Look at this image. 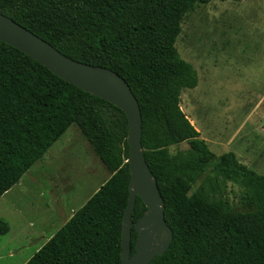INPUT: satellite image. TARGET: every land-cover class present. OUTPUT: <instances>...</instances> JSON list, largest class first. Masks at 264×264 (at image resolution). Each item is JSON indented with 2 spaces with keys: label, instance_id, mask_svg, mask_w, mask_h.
<instances>
[{
  "label": "trees",
  "instance_id": "1",
  "mask_svg": "<svg viewBox=\"0 0 264 264\" xmlns=\"http://www.w3.org/2000/svg\"><path fill=\"white\" fill-rule=\"evenodd\" d=\"M212 1L0 0V14L63 55L111 70L131 89L143 154L173 234L151 264H264V176L231 152L213 154L180 107L182 91L194 89L198 77L175 42L184 16ZM72 125L110 177L26 264H121L130 178L125 114L0 42V198ZM183 143L187 150L169 153ZM228 183L243 188L252 211L234 210L222 196ZM145 210L137 197L133 222ZM8 232L0 219V236ZM136 237L133 230L132 246Z\"/></svg>",
  "mask_w": 264,
  "mask_h": 264
},
{
  "label": "rangeland",
  "instance_id": "2",
  "mask_svg": "<svg viewBox=\"0 0 264 264\" xmlns=\"http://www.w3.org/2000/svg\"><path fill=\"white\" fill-rule=\"evenodd\" d=\"M175 48L197 73L198 85L182 91L180 107L200 138L216 156L231 152L264 176V0L195 6L182 20ZM187 149L183 143L170 147L169 153ZM108 176L72 125L0 198V219L10 228L0 236V264H26L64 224L62 218L50 222L52 203L63 202L70 215ZM243 192L228 183L222 196L235 211H252L241 200Z\"/></svg>",
  "mask_w": 264,
  "mask_h": 264
},
{
  "label": "water",
  "instance_id": "3",
  "mask_svg": "<svg viewBox=\"0 0 264 264\" xmlns=\"http://www.w3.org/2000/svg\"><path fill=\"white\" fill-rule=\"evenodd\" d=\"M0 42L22 52L56 77L88 94L118 107L127 119L129 169L128 201L122 218L121 264H151L169 248L173 234L164 219V202L149 170L141 145L139 104L128 84L103 67L77 62L56 50L12 19L0 14ZM146 210L133 222L136 198ZM137 234L132 246V231ZM134 253L131 255V249Z\"/></svg>",
  "mask_w": 264,
  "mask_h": 264
},
{
  "label": "crops",
  "instance_id": "4",
  "mask_svg": "<svg viewBox=\"0 0 264 264\" xmlns=\"http://www.w3.org/2000/svg\"><path fill=\"white\" fill-rule=\"evenodd\" d=\"M196 129V128H195ZM197 130V129H196ZM198 131V130H197ZM91 149V148H90ZM92 152V151H91ZM93 154V153H92ZM94 155V154H93ZM105 171H106V169H105ZM108 173V172H107ZM108 179H109V177H110V174L108 173ZM108 179H106L105 181H103V183H102V185L108 180ZM17 185V184H16ZM101 185V186H102ZM100 186V187H101ZM11 190V189H10ZM9 190V191H10ZM97 192V191H96ZM95 192V193H96ZM8 193V192H7ZM94 193V194H95ZM5 195V194H4ZM91 198V197H90ZM89 198V199H90ZM88 199V200H89ZM87 200V201H88ZM86 201V202H87ZM66 209H67V206H66V204H64L63 202H61V201H54L53 203H52V206H51V208H50V215L48 216V218H50V222H52V223H54V222H56L58 219H60V218H62L63 220H64V224L72 217V215L75 213V212H72L70 215H67L65 212H66ZM42 219H44V217H42ZM44 222H45V219L43 220ZM42 221V222H43ZM63 224V225H64ZM62 225V226H63ZM10 229V228H9ZM47 242V241H46ZM45 242V243H46Z\"/></svg>",
  "mask_w": 264,
  "mask_h": 264
}]
</instances>
